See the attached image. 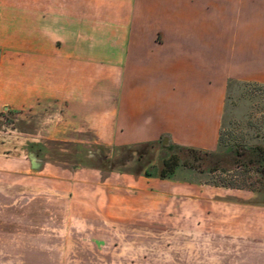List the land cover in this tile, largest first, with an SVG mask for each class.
Masks as SVG:
<instances>
[{"label": "crops", "instance_id": "crops-1", "mask_svg": "<svg viewBox=\"0 0 264 264\" xmlns=\"http://www.w3.org/2000/svg\"><path fill=\"white\" fill-rule=\"evenodd\" d=\"M2 13L18 20L7 50L39 71L0 103H51L53 133H99L111 155L77 167L39 140L0 143V264H264V193L114 168L157 144L217 149L228 84L264 85V0H0Z\"/></svg>", "mask_w": 264, "mask_h": 264}, {"label": "rangeland", "instance_id": "rangeland-1", "mask_svg": "<svg viewBox=\"0 0 264 264\" xmlns=\"http://www.w3.org/2000/svg\"><path fill=\"white\" fill-rule=\"evenodd\" d=\"M15 29L18 30L17 16L2 13L1 95L10 87L13 90L18 87L23 77L27 78L30 84L37 81L35 72L39 70L20 68L18 51L14 53L7 50L19 45L18 38L12 39V44H9L11 37H5L2 32L11 33ZM14 99L0 103L1 144H15L20 135L29 142L39 140L47 147L46 150H37L38 155L44 153L47 159L70 161L77 167L97 161L99 155L98 160L111 155V146L100 144L99 133L71 130L60 134L53 133L54 128H57V118L51 103L41 105L39 102L38 106L20 110L13 107L16 102ZM4 105L5 107H2ZM219 135L220 142L213 152L196 149L190 151L192 148L169 146L167 143L157 144L120 154L114 168L131 171L145 169L157 173L161 171L164 160L175 156L178 159L176 169L191 170L207 184L225 187L233 184L247 189L248 182L252 184L253 190L264 193V85L239 82L228 84Z\"/></svg>", "mask_w": 264, "mask_h": 264}, {"label": "trees", "instance_id": "trees-1", "mask_svg": "<svg viewBox=\"0 0 264 264\" xmlns=\"http://www.w3.org/2000/svg\"><path fill=\"white\" fill-rule=\"evenodd\" d=\"M220 142V135H219V141L218 143ZM190 151H194V149H191ZM196 151V150H195ZM178 166V159L175 157V156H172L170 157L169 159L167 160H164L163 161V164H162V169L161 171L159 172V177L164 179L170 175H172L176 169V167ZM225 187V186H224ZM252 184L248 183L247 182V189H244V188H239V187H236L235 185L233 184H229L228 185V188H233V189H244V190H251V191H255L253 190L252 188Z\"/></svg>", "mask_w": 264, "mask_h": 264}, {"label": "water", "instance_id": "water-1", "mask_svg": "<svg viewBox=\"0 0 264 264\" xmlns=\"http://www.w3.org/2000/svg\"><path fill=\"white\" fill-rule=\"evenodd\" d=\"M164 143H166L165 140H164Z\"/></svg>", "mask_w": 264, "mask_h": 264}]
</instances>
